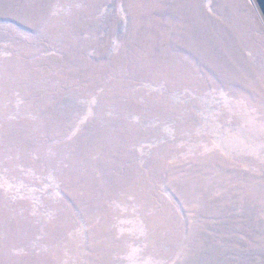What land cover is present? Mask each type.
<instances>
[{
    "label": "rangeland",
    "instance_id": "374dc122",
    "mask_svg": "<svg viewBox=\"0 0 264 264\" xmlns=\"http://www.w3.org/2000/svg\"><path fill=\"white\" fill-rule=\"evenodd\" d=\"M0 264H264L252 0H0Z\"/></svg>",
    "mask_w": 264,
    "mask_h": 264
},
{
    "label": "water",
    "instance_id": "95a60500",
    "mask_svg": "<svg viewBox=\"0 0 264 264\" xmlns=\"http://www.w3.org/2000/svg\"><path fill=\"white\" fill-rule=\"evenodd\" d=\"M263 24H264V0H252Z\"/></svg>",
    "mask_w": 264,
    "mask_h": 264
}]
</instances>
